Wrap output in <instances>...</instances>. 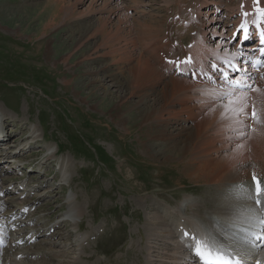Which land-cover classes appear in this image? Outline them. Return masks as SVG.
Segmentation results:
<instances>
[{"label":"rangeland","instance_id":"rangeland-1","mask_svg":"<svg viewBox=\"0 0 264 264\" xmlns=\"http://www.w3.org/2000/svg\"><path fill=\"white\" fill-rule=\"evenodd\" d=\"M117 1L122 5L119 16L115 14ZM177 1L0 0V117L6 118L8 129V141L2 144V149L16 148L15 144L20 140L19 145L24 143L34 130L39 134L35 139L39 142L36 147L17 155L34 164L32 170L22 171L24 176L20 171L3 172V165L8 161L5 164L2 161L8 155L4 157L0 153V204L2 213L6 214L0 215V219H6L9 212L22 204L40 209L36 214L25 212L16 219L10 217L9 224L23 220V223L20 220L22 225L16 223L17 231L8 225V238L13 241L16 235L17 248L24 241L26 247L42 253L43 256L39 253L26 259L33 264L57 263L56 255L48 251L49 248L64 254L66 264L74 258L80 259L79 264H146L148 237L153 232L147 224L149 220H168L175 229V221L185 216L171 218L161 211L177 212L185 198L195 200L204 217L218 208L209 203L208 208L204 206L216 191L212 183L190 179L181 170L180 160L164 158L174 154L172 145L175 142L183 147L196 129L197 120L170 118L167 111L163 116L148 117L141 111L131 119L123 117L119 121V116L122 118L119 109L129 106L121 102L122 98L132 91L128 72L133 62L128 61L130 49L125 44L126 39L129 44L132 39L134 43L136 40V51H143L160 65L157 55L161 46L167 45L170 49L164 48L169 58L184 57L186 46L188 48L190 41L201 35L203 27L200 25L206 24L205 16L211 7L204 8L203 15L196 21V0H186L181 8L196 14L192 17L189 13L182 18L179 15L174 20L172 15L177 10L173 13L172 7L179 8ZM222 1L226 5L240 0ZM188 18L192 19L186 20ZM223 19L211 25L218 26L216 30L220 31L208 40L214 45L220 39L227 40L226 29L231 25L224 28ZM160 68L165 71L162 65ZM198 81L206 80L200 77ZM259 87V91L250 88L247 92L256 98L250 99L251 96L244 94L248 103L244 101L246 107L241 115H244L243 123L248 126L244 127L250 134L264 129V91H261L264 86ZM190 94L195 103L198 102V91L192 89ZM132 96L131 100L140 99L134 92ZM219 96L222 95L214 99L218 106L224 107L227 94ZM154 97L150 95V101L144 106L152 104ZM179 104L176 107L180 108ZM253 108L257 110L258 121L250 120ZM23 124L27 127L23 128ZM162 130L174 143L154 146ZM151 145L159 155L156 158L148 153ZM248 152H252L251 148ZM47 158L50 160L45 163ZM262 176L264 180V173ZM21 178L28 186L17 185ZM32 186L34 189L29 190ZM70 200L83 210V216L78 219L79 230L72 227L71 221L64 220L61 229L64 238L57 235L55 240L59 244L55 247L48 241L50 237L31 235L35 224L43 226L44 222L40 221H45L44 216L50 217H46L50 225L67 218L65 211ZM21 230L24 236L20 237ZM24 237L32 240H24ZM4 250L7 259L0 253V264H8L13 254L9 247ZM32 256L38 257L31 259Z\"/></svg>","mask_w":264,"mask_h":264},{"label":"bare ground","instance_id":"bare-ground-1","mask_svg":"<svg viewBox=\"0 0 264 264\" xmlns=\"http://www.w3.org/2000/svg\"><path fill=\"white\" fill-rule=\"evenodd\" d=\"M260 2L264 3V0H260ZM198 3L202 4V6H198L199 8L197 7V14L195 17L196 21H199V17L203 15L204 8L211 7V11H207V15L205 16L206 24L201 23L200 25L201 27H203L200 31L201 35L191 40V45L188 48L186 46V49H184L186 50V55L184 57L181 56L180 59H184L185 57L190 56L195 61L201 62L203 66H208L207 60L209 56H216V58L218 59L222 55L224 57L225 55H227L230 58L226 59V63L230 65V59H233L232 55L235 54V49L234 47H232V45H230V41L220 39L216 43V45L208 41L209 38L211 39V36H214L216 33L220 34V31L216 30L218 26H211L214 24V21L221 22L222 20L220 16L221 12H219L218 9L223 7L224 10L222 11V13L227 12L228 23L227 20H224L225 28L228 25H231V23L239 24L240 21H242V15H246L248 18H251L256 13L255 9L256 4L258 3H256V0H240L234 3L232 2L233 4L226 5H224L225 2L223 3L222 0H198L197 4ZM143 6H145V4ZM121 9L122 5L117 1L115 5V14L118 16L121 15V13H119ZM124 18L127 21L128 15L124 16ZM224 28L221 30V33L222 31L224 32ZM232 28H235V26H233ZM151 34L153 33L151 32ZM126 40L128 41H125V44H127L128 48L130 49V53H128L130 54V58L128 61L130 63L133 62L130 65L131 67H129L130 69L128 72L129 85L132 88V91L128 92V94L123 97L125 99L122 98L121 102H124L129 106L122 107L121 109L118 108L120 110H118L119 113L122 115V118L119 116V121L122 120L123 117L131 119L133 115H136L138 112L141 113V111H144L148 115V117H151L153 114H161L163 116L164 111H167L169 112L170 118H179L183 121L197 120V123L195 124L196 129L190 135L188 140H186L183 147H179V142L174 143V141H171L172 138H169L168 135L164 133L165 129L164 131H161L160 136H157L156 142H154V146H160L164 144L169 145L170 142H173L174 144L172 145V153L174 154H171L169 156L166 155L164 158L169 160H180L179 163H182L183 168H181V170L186 175H188L190 179H195L196 181H209L210 183H212V185L215 186L216 191L213 196L207 198L204 206L208 208V203L213 206H218V208L214 209L213 212L209 211L207 214H204V217L199 213L200 209L198 208V204L195 203V200L191 198H185L178 206V209L176 208L177 212L168 213L166 209L165 211H161L163 214L171 216V218L175 216L177 217L179 215L185 216L183 218L177 217L178 219L175 221V229L171 228V224L167 222L168 220H149L147 224L153 230V232L148 237L150 239V242L147 243L146 251L149 253V259L147 260L146 264H195L192 259V254L187 248V245H185L184 243L182 244L179 240L185 239L183 236L184 231H187L189 234H196L201 237L207 236L209 238H217L218 241L223 244V246L227 245L229 248H236L237 250H240L245 264H256L257 260H259L261 264H264V244L257 243L255 237L253 236V232L255 231L264 234V227L262 228V231L260 223L261 217L259 214V208L264 205V202H262L261 205L257 206L254 199L252 198L254 190L252 175L253 173H255L258 177H263L262 174L264 173V139H262V137L264 136V129L261 130L259 128L258 133L250 134L247 128L245 129L244 127L247 126V124L245 125L243 123L244 115H241V112H243V110H245L244 108L246 107H244V105H246L244 103V94H247L250 88L258 90L261 88L259 86H264V77H261V75L264 74V70H260L258 71V73H256L254 70H248L247 66H245L243 68V75L237 74L235 78L242 80L249 86L245 90H237L228 85L227 81L215 79L216 74L213 76V79H206V81H198L199 79L194 80L191 74L189 75L190 78L186 76L187 74H185L186 77L177 75L174 70V66L172 64L166 63V60H175L173 58H169L167 55L168 53L166 55L164 54L166 49L168 51L170 50L169 48H166V45L165 47L163 46V48L162 46L161 48L159 47L160 49L158 48L159 52L157 58L160 65L165 67V71L169 72L167 74L165 73V71H163V69L160 68V65L155 64L144 54L143 51H136V40L135 43L133 39L132 41H130V44H132L133 46L128 43V38ZM160 43H162L161 40ZM147 47L146 49H149ZM193 66H195L194 62ZM102 81L106 82L105 79H102ZM192 89L198 91L199 96H197L198 102L196 103L195 99L190 94V91ZM107 91L108 93H111V91L109 92V89H107ZM261 91L264 90L262 89ZM133 92L137 95L139 94L140 99L138 101L131 100V98L133 97ZM181 92H184L185 94H183L182 96H178V93ZM219 94L222 95L219 97H223L224 94H227V97L232 96V98L235 99L236 103L232 106V111H228L225 108L226 104L224 105V107L218 106L216 99L214 98H217ZM259 94H261V92ZM150 95L155 96L153 98V103L144 106L146 102L148 103L150 101ZM252 95L253 94L251 93V95L247 94L245 96H251L252 98L250 97V99H253L255 95ZM254 98H256V96ZM225 102L227 103V100ZM178 103H180V108L176 107ZM239 114L241 116H238ZM165 122L167 124L169 121ZM25 127H27V125L23 124V128ZM212 128L213 130L209 131ZM158 130H160V128ZM154 135L156 136V134ZM37 136H39V134H37V132L34 130L32 135L27 136L26 141L19 145V149H21L20 151L15 150L16 148H11L5 151L6 153H0L8 155L14 150L15 153H20L24 150H27V144H32L33 142H36L35 144L39 143L38 140H35ZM149 147L151 148L148 153L150 152V155L152 157H158L159 155L152 148V145ZM169 148H167V150ZM250 148L252 150L251 153L248 152ZM0 150H2V146H0ZM160 151L162 152L161 149ZM15 159L17 160L20 158ZM49 160L50 158H47L45 163ZM32 165L33 164L31 162V166ZM63 176L67 177L66 174H63ZM14 183L15 182H13V184ZM0 194L2 193L0 192ZM1 198L2 197H0V199ZM59 199L60 198L56 199L55 201H58ZM22 202H24V200ZM17 203L20 204V202ZM67 204V211H65L67 218L50 225L49 223H47L48 218H46L49 216H44L43 218H45V221H40V223L44 222L42 223L43 226H40L39 223L35 224V226H33V228L35 227V230L34 232L32 231L33 233L31 232V235H44V237H50L48 241L53 245V247H55L59 244L58 240H55L56 236H60V239L62 237L64 238V232L61 231L63 226L62 223L64 222V220L66 222L71 221L72 227L79 230L80 224L78 223V219H80L79 217L83 216V210L80 207L76 206L75 203L71 200ZM153 207L156 208L155 206ZM196 207L197 209L195 210L194 208ZM30 208L31 207L29 205H19L17 210L13 209L14 211L12 213L9 212L10 215L6 219H0V223H3V227L6 233L9 232L8 225H10L11 227L13 226L12 230L17 231L15 229L17 226L16 223H23V220L19 219L16 220L13 224H9L10 217H13L12 219H16L22 213H28V211L30 210V212H33V214H36L40 211L39 208ZM148 208L154 209L152 207ZM1 209L2 205L0 204V215L6 216V214L2 213ZM5 210H3V212L8 214V212H5ZM20 220L22 221L20 222ZM176 229H178L177 232ZM21 232L23 231L21 230ZM14 236L15 238L12 239L13 241H10L8 237L6 240L7 247L13 250L12 257L8 259V264H33L32 260L26 259H28L31 255L39 254L40 251L32 250L26 247L24 241L21 242L22 246L17 248L15 243V241L17 240L16 235ZM19 236H24V232L23 235L19 234ZM24 240L31 241L32 239L24 237ZM20 241L21 239L18 240V242ZM31 245L32 244H29V246ZM48 251H52V253L56 255L55 259L57 260V263L55 264H66V262H64V254L54 252V250H52L51 248H49ZM0 253H4L5 258L7 257L4 248L0 247ZM40 254L42 255V253ZM38 256H32L30 258L34 259ZM1 259L2 258L0 257V260ZM70 261L71 262L67 264H79L80 259L74 258Z\"/></svg>","mask_w":264,"mask_h":264},{"label":"snow or ice","instance_id":"snow-or-ice-1","mask_svg":"<svg viewBox=\"0 0 264 264\" xmlns=\"http://www.w3.org/2000/svg\"><path fill=\"white\" fill-rule=\"evenodd\" d=\"M258 11H260L261 14H264V9H258ZM241 27L244 30V39L246 40L248 38L247 27L244 25H241ZM260 43L264 45V32H261ZM259 51L261 55H264V47H261ZM166 63L172 64L175 72L179 75L191 73L193 79L197 77V73L193 70V60L190 56L185 57L184 59L176 58L175 60H166ZM210 69L212 74H216L215 79L230 81L233 86L242 87L241 82L234 76L235 73L242 70L240 67L231 65L229 68H225L217 64H212ZM200 72L209 79L214 78L204 69H201ZM225 99L227 100L225 108L228 111H232V106L236 103L235 99L230 96ZM251 119L256 121L259 120L255 108L251 111ZM252 182L254 184L252 198L256 205L259 206L264 202V180L253 173ZM183 236L188 242L187 248L192 254V259L195 264H242L240 259H234L232 254L223 246V244L215 238H209L207 236L201 237L196 234H189L187 231L183 232ZM256 239L264 241V237L262 236H256ZM256 264H261V262L257 260Z\"/></svg>","mask_w":264,"mask_h":264}]
</instances>
